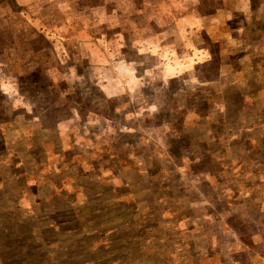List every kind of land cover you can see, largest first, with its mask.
<instances>
[{
    "label": "rangeland",
    "instance_id": "rangeland-1",
    "mask_svg": "<svg viewBox=\"0 0 264 264\" xmlns=\"http://www.w3.org/2000/svg\"><path fill=\"white\" fill-rule=\"evenodd\" d=\"M0 264H264V0H0Z\"/></svg>",
    "mask_w": 264,
    "mask_h": 264
}]
</instances>
